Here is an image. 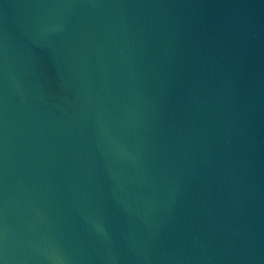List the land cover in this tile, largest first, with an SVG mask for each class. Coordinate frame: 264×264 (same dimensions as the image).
Masks as SVG:
<instances>
[{
	"label": "water",
	"instance_id": "1",
	"mask_svg": "<svg viewBox=\"0 0 264 264\" xmlns=\"http://www.w3.org/2000/svg\"><path fill=\"white\" fill-rule=\"evenodd\" d=\"M0 264H264V0H0Z\"/></svg>",
	"mask_w": 264,
	"mask_h": 264
}]
</instances>
